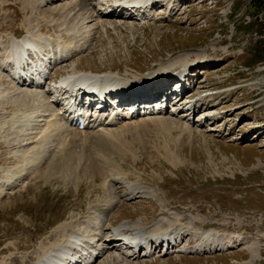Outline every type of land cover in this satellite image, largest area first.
<instances>
[{"label": "rangeland", "instance_id": "1", "mask_svg": "<svg viewBox=\"0 0 264 264\" xmlns=\"http://www.w3.org/2000/svg\"><path fill=\"white\" fill-rule=\"evenodd\" d=\"M80 1L0 0V33L4 39L28 34L54 41H70L66 35L72 34V46L80 54L60 66L53 78L77 71L114 72L133 81L146 76L143 82L164 75L157 70L215 62L192 69L196 85L191 92L207 96L213 88L216 95L195 104V112L180 113L190 103L153 119L126 120L116 127L123 131L121 149L106 141L92 143L81 164L74 161L69 172L50 174L51 152L59 149L62 138L38 142L45 119L27 121L21 128L25 119L19 110L34 107L32 103L3 102L0 188L13 181L7 184L11 176L15 182L0 196V264H36L37 251L62 243L55 230L64 224L92 235L88 212L109 204L114 205L112 212L97 233L110 236L105 229L129 222L151 234L174 229L187 237L174 250H159L152 257L134 258L129 256L132 251L113 249L94 264H264V0H175L176 6L185 7L182 11L170 13L158 6L145 24L135 18L102 17L98 4L104 0H85L97 4L95 9L88 5L95 13L92 20L52 12ZM3 77L0 89H12ZM27 90L48 96V87L18 91ZM36 145L42 147L41 158L26 163ZM89 157L93 161L86 171ZM105 160L111 163L108 169ZM134 187L142 192H133ZM206 232L234 237L232 247L227 252L209 250L202 238ZM238 238H245V244L239 246ZM252 243L255 259L248 251Z\"/></svg>", "mask_w": 264, "mask_h": 264}, {"label": "bare ground", "instance_id": "2", "mask_svg": "<svg viewBox=\"0 0 264 264\" xmlns=\"http://www.w3.org/2000/svg\"><path fill=\"white\" fill-rule=\"evenodd\" d=\"M43 1H44V3H47V4H55V3L57 4V2L64 1V0H43ZM86 1H90V0H86ZM86 1L82 0V1H80V3L79 2L70 3L69 5H67L63 8H60L59 10L54 9V11H52V12L54 14L55 11H59V12L63 13L64 15L65 14L69 15L68 18L71 17L70 14H72V13H74V15H78V16L79 15H81V16L82 15H86V16L88 15V17H86L85 21H87L89 19H91V20L95 19V13H93L92 10L89 9V6H93V2L90 4H86ZM136 1H142V3H144V2L145 3H153L155 0H133L132 2H136ZM164 1L165 0H157L154 3V6L155 7L156 6H162L163 7ZM89 10H91V11H89ZM143 15H144V17L142 19L145 21L147 19V17H145V13ZM99 16L100 15H98L97 17H99ZM109 16L110 15H105V17H109ZM84 18H85V16H84ZM68 22H69V19H68ZM69 32L70 33L72 32L71 29ZM66 36L67 37L70 36L71 40L69 39L70 41H67V40L65 41L63 39H59L57 41H54V40H49V39H45V38L42 40H40V39L36 40L33 37L27 36V35L24 37H21V38L13 36V38L8 37V39H4L1 36L0 37V47L2 48V50L0 51V54H1L0 55V71L4 74V76L9 81H11V78H9V75L8 76L6 75V73H8V72H13V68L9 67V62L14 61L17 65H21L23 63V54H25L26 52L29 51V47H35L36 49H39L40 51H43V50L47 51V52L57 51L61 55H70V56L72 55L71 58L64 61V64L68 63V61H70V60L74 59L76 56H78L80 54V52H78L79 48L77 49V48H74L72 46V45H74V42L72 41V37H71L73 35L67 34ZM81 50H83V49H81ZM207 64H209V63H207ZM197 66H199V65H197ZM2 73H0V82L4 81V77H3ZM78 76L95 78V79L105 80V81L115 79L116 81L123 83V81H120L116 76H114L113 73H111V74H98V73H93V72L88 73V72L77 71V72H74L72 74L70 73L67 76H63L61 78L67 79V78H74V77H78ZM149 80H153V84H156L157 87L165 86V84L168 82L167 80H164L163 75H160V74L156 75V76L148 77L147 79H145V81H149ZM145 81H143V82H145ZM141 82L133 83L130 85H138ZM12 83L13 82L11 81V85H12ZM18 85L25 86L24 84L23 85L18 84ZM12 86H13L12 89L9 88L10 86L7 89L6 88L0 89L1 90L0 105H2L3 102H7L6 104H8L9 103L8 101H12V102H15L16 104L21 103V102H24V104H26V105H27V103H32L31 105L34 106L31 108H26V109L23 108L24 110H22L20 108L21 110H19V111H21V113L23 115V117H21V118L25 119L24 123H22L23 125L21 126V128L27 124V121L32 122L31 120H33V122H35L36 119L39 120L40 118H42L39 121V123L44 122V119L46 120V122H45V127L40 131V133H38V135L40 136L38 139V142L39 141L45 142L46 140H48V139L51 140L52 138L54 140V139H57V137L62 138L59 141V146H58L59 149H57L54 152H51L53 158H52V162L50 161L51 163H49L48 167H47L48 174L54 173L56 171L59 172V170L60 171L64 170V171L69 172V169L73 168L72 165H74V161H77L78 164H81L82 159L87 154L86 148L91 147L92 143L96 144L99 141H106L107 143H109L111 145H115L116 148H118L122 144V142L124 141V139L121 138V135H123L122 134L123 131H119L120 128L119 129L118 128L113 129L112 127L111 128H109V127L119 124L120 120H123V119L133 120L136 118V116L139 115V112L137 110H135L134 112L128 111L124 115V117L118 111L112 112V114L108 115V116H106L104 112L100 113V114H95L96 118H93V120H91V119L87 120L86 127L82 131H79V128H80L79 127V124H80L79 121H77V122L75 120L70 121V120H68V118H66L65 115H63V117H62L60 115V113H58L57 111H54L52 109L54 107V105L57 106L59 104L60 100H57L56 102L55 101L52 102L51 101L52 97H48V96L52 95L50 92L46 91L48 93V96H46V94H44L42 92H34V91H30V90H27L28 92H23V91L20 92V91H18L19 88L16 87L15 83H13ZM0 88H3V87H0ZM42 97H46V98L48 97L47 98L48 100L46 101V99L44 100V98L42 99ZM186 97L191 98L189 95ZM35 100H39V103L36 102ZM200 100H203V99H199L197 101H200ZM34 101L37 103L36 105H34V103H33ZM176 101L177 102H175L174 106L181 105L186 100L184 98H182L179 100L177 99ZM132 102H133V99H132V96H130L128 103H132ZM41 108H44V109L41 110ZM55 110H57V109H55ZM183 112H185V113L189 112V109H186ZM158 113H161V112H158ZM44 114H45V116H43ZM91 117H93V116H91ZM18 119H19V117H18ZM140 122L141 121H138V123H140ZM15 125H17V124H15ZM125 126H127V125H125ZM32 135H34V134L32 133ZM63 136H66V137H63ZM92 139H94V140L92 141ZM121 146H120V149H121ZM36 147H37V145H36ZM81 147H82V150H79V148H81ZM39 148L41 149L42 147H39ZM40 149H38V147H37V151L34 153V155L30 152L32 154V156H31V158H29L30 156L28 158H26L25 162L27 161L29 163L31 161V163H32L35 160H39L43 154V152H41ZM78 150L80 152L79 154L76 152ZM27 154H28V152H27ZM89 156H91V155H89ZM86 160L87 161L84 165V169L86 171H88L90 169V166H88L87 164H89V163L91 164L93 160H91L90 157ZM105 162H106V160H105ZM104 166H105V168L110 167L111 163L106 162V165H104ZM92 167H93V165H92ZM109 170L111 171V168ZM10 179H13V181L8 184V181ZM14 180H15V177H13V176H11L7 180L8 185L2 186L0 188V196H2V195L4 196L5 194H7L9 187L12 186L13 183L15 182ZM18 181H19V179H17L16 182H18ZM131 190L133 192H135V191L136 192L137 191L142 192V191H139V189L135 188V187ZM113 206H114L113 204H109L105 207H103V206L92 207L90 209V211L88 212L89 215L87 217L89 218L88 219V222H89L88 227L91 229L92 235L88 236L82 232L80 233V231L77 230L73 225H69V224H64L62 227L57 228L55 231H56V234L58 236L60 235L63 238L62 243L52 244L48 248H42V253L37 251L36 253L38 254V260H37L36 264H94L98 258L106 255L109 251H111L115 247L119 246L121 242H123V244L125 245V243H130V242L135 241V242H138L139 248L143 249L147 246H150L149 241L151 239H153L154 237H156L158 235H165V234H170V237H169L170 239L165 240V242H163L164 239H160V242L165 243V246L168 243V247H169L168 250H170L172 248V245H174V247H178L179 240L180 239L182 240V238L184 236L181 234V232H177L174 230L173 231L171 230L169 232H164V233L159 232L156 234H151L146 229L138 228L129 222L123 223V224L115 227L114 230L111 232L112 233L111 236L104 235L102 232L97 233V230L99 229V224L102 222L105 215L112 212ZM105 232H109V229H105ZM205 235L210 237V233L202 234V236H205ZM211 235H213V234H211ZM128 237H132V238L128 239ZM229 239H231V237H226L225 239L224 238H220V239L217 238V244L223 245V244H225L226 240H229ZM255 245H256L255 243H252L248 247V251H250L254 255V259L257 256V250H256ZM161 247H163V246L162 245L158 246L157 248H155V251ZM131 249L132 248H127L126 250L130 251ZM152 250H153V248H152ZM118 251H120V250H118ZM131 256H133V255H131Z\"/></svg>", "mask_w": 264, "mask_h": 264}, {"label": "trees", "instance_id": "3", "mask_svg": "<svg viewBox=\"0 0 264 264\" xmlns=\"http://www.w3.org/2000/svg\"><path fill=\"white\" fill-rule=\"evenodd\" d=\"M262 57V56H261ZM261 59H263V58H261ZM261 59H258V60H261Z\"/></svg>", "mask_w": 264, "mask_h": 264}]
</instances>
